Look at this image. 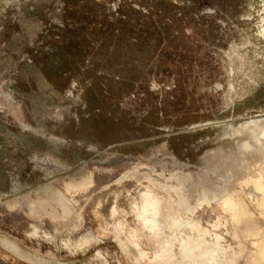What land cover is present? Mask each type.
<instances>
[{"label": "rangeland", "instance_id": "374dc122", "mask_svg": "<svg viewBox=\"0 0 264 264\" xmlns=\"http://www.w3.org/2000/svg\"><path fill=\"white\" fill-rule=\"evenodd\" d=\"M5 154L0 264H264V0H0Z\"/></svg>", "mask_w": 264, "mask_h": 264}, {"label": "bare ground", "instance_id": "6f19581e", "mask_svg": "<svg viewBox=\"0 0 264 264\" xmlns=\"http://www.w3.org/2000/svg\"><path fill=\"white\" fill-rule=\"evenodd\" d=\"M251 183L253 186V193L251 195L255 196L257 205L261 210V213L264 215V173L259 175L258 177H255L252 179V181L247 180L246 184ZM143 206L142 210L140 212L143 213V216L145 215H151L150 217H144L146 223H151L149 226L150 229H154L153 224L157 221V205L160 196L155 193V191H149L143 193ZM224 204L233 212V216L235 217L236 221H240V212L238 205L240 204L236 198L232 196L226 197ZM245 221H248L249 219H244ZM199 241V240H198ZM258 241H255L253 244L255 246H258V257L261 259H264V242L258 243ZM183 246V258L187 260H192V258L196 257L201 259V264H210L213 261L216 260L215 254L216 250L210 249V248H204L203 242L195 241V242H187ZM170 253L167 248H164L162 250L161 258H169ZM194 258V259H196Z\"/></svg>", "mask_w": 264, "mask_h": 264}, {"label": "crops", "instance_id": "0c3cea01", "mask_svg": "<svg viewBox=\"0 0 264 264\" xmlns=\"http://www.w3.org/2000/svg\"><path fill=\"white\" fill-rule=\"evenodd\" d=\"M20 176L21 175H19V177ZM0 177H2V180H0V191H10L12 184L11 179L8 175V171H6V154L4 155V157H0Z\"/></svg>", "mask_w": 264, "mask_h": 264}]
</instances>
